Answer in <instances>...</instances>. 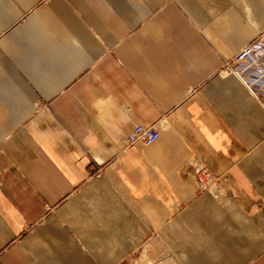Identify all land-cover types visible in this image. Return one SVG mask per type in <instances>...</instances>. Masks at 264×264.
I'll return each instance as SVG.
<instances>
[{
  "label": "crops",
  "instance_id": "crops-1",
  "mask_svg": "<svg viewBox=\"0 0 264 264\" xmlns=\"http://www.w3.org/2000/svg\"><path fill=\"white\" fill-rule=\"evenodd\" d=\"M256 40L264 0H0V264H264Z\"/></svg>",
  "mask_w": 264,
  "mask_h": 264
},
{
  "label": "built area",
  "instance_id": "built-area-1",
  "mask_svg": "<svg viewBox=\"0 0 264 264\" xmlns=\"http://www.w3.org/2000/svg\"><path fill=\"white\" fill-rule=\"evenodd\" d=\"M259 41H253L235 55L233 61L225 63L226 69L237 74L254 92L255 88L264 86V45ZM161 133L162 127L159 124H138L127 133L124 139L126 147L137 144L151 145L160 138ZM209 177L214 178L213 174Z\"/></svg>",
  "mask_w": 264,
  "mask_h": 264
},
{
  "label": "rangeland",
  "instance_id": "rangeland-1",
  "mask_svg": "<svg viewBox=\"0 0 264 264\" xmlns=\"http://www.w3.org/2000/svg\"><path fill=\"white\" fill-rule=\"evenodd\" d=\"M259 42L264 45L263 42L261 41ZM248 85L250 86L249 83ZM258 90L255 88V91ZM100 171L101 170H96L93 173V175L94 174L98 175ZM210 174L211 173H206V176L208 177ZM163 252L164 251H161L159 247L156 245V242L152 244V240L150 238H146L145 240L141 241L138 244L136 251L123 264H172L168 262L169 258L167 257L166 254H164L165 252L164 253ZM163 254L165 255V258H167V261L164 259Z\"/></svg>",
  "mask_w": 264,
  "mask_h": 264
},
{
  "label": "bare ground",
  "instance_id": "bare-ground-1",
  "mask_svg": "<svg viewBox=\"0 0 264 264\" xmlns=\"http://www.w3.org/2000/svg\"><path fill=\"white\" fill-rule=\"evenodd\" d=\"M251 90H252V89H251ZM252 91H254V90H252ZM125 145H126V144H125ZM143 145H145V144H143ZM213 177H214V176H213ZM196 178H197V180H198V183L201 182L200 175H199V176H196ZM207 179H208V181H210V180H212L213 178H210V177L208 176ZM203 182H204V183H208V182H206V181H203ZM155 242H157L156 239H155ZM156 245H157V246L159 245L160 248L163 249L162 244H159V243L157 242ZM165 253H167L166 255H167V257L169 258V259H168V262H169V263L177 264V262L174 261V260L170 257V255L168 254V252L165 251Z\"/></svg>",
  "mask_w": 264,
  "mask_h": 264
}]
</instances>
